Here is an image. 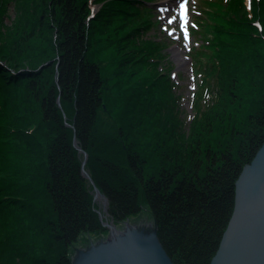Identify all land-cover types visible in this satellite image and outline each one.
<instances>
[{
    "label": "trees",
    "instance_id": "trees-1",
    "mask_svg": "<svg viewBox=\"0 0 264 264\" xmlns=\"http://www.w3.org/2000/svg\"><path fill=\"white\" fill-rule=\"evenodd\" d=\"M151 1L0 0V264H70L81 239L107 235L74 136L117 227L154 219L174 264H210L234 182L264 143V0L196 1L188 122L158 68L164 41L146 36L160 22ZM117 103L133 124L114 119Z\"/></svg>",
    "mask_w": 264,
    "mask_h": 264
},
{
    "label": "water",
    "instance_id": "water-1",
    "mask_svg": "<svg viewBox=\"0 0 264 264\" xmlns=\"http://www.w3.org/2000/svg\"><path fill=\"white\" fill-rule=\"evenodd\" d=\"M172 58L183 65L190 61L180 48H175ZM73 144L83 155L82 173L93 185V200L100 197L108 213L106 196L85 169L87 153L75 136ZM240 172L234 182L233 211L210 264H264V143ZM97 211L107 235L75 247L70 264H174L158 238L154 219L125 221L117 227L113 219L107 222L100 209Z\"/></svg>",
    "mask_w": 264,
    "mask_h": 264
},
{
    "label": "rangeland",
    "instance_id": "rangeland-1",
    "mask_svg": "<svg viewBox=\"0 0 264 264\" xmlns=\"http://www.w3.org/2000/svg\"><path fill=\"white\" fill-rule=\"evenodd\" d=\"M197 0H152L150 5L155 6L156 14L154 19H160V22L157 24V27L147 31L146 36L152 37L156 35V38L159 40H163V45L161 52L164 54V57L160 60L158 68L160 69L161 66H164L167 70V74L171 76L174 81L180 84V88L176 89V93L181 95V98L178 100L179 109L181 110V118L185 120V122L190 121L194 114L193 110V93L196 90L195 80L193 76V66L191 60V53L193 47H198L201 43V37L195 33L192 34L189 28L194 24V15L198 14L197 10ZM203 8L207 7L206 2H202ZM207 2H212L215 0H204ZM93 10H97L99 5L91 4ZM199 7V3H198ZM226 15L223 16L224 18ZM17 18V14L15 12L14 5L12 2L7 5L6 14L1 17V25L8 28L12 26L14 21ZM171 21V23H170ZM226 21V18L225 20ZM223 21V22H224ZM40 43L46 45V41H41ZM175 48H180L182 51V55L186 56L190 59L188 63H183L180 61L176 63L172 58V54L174 53ZM170 49L173 51H170ZM116 51V50H115ZM113 49H106L105 51L101 52L97 57L99 59L106 58L110 56L113 52ZM172 62L175 64L174 69L170 68ZM47 62L41 63L39 65V69L45 66ZM178 73H182L183 79L177 77ZM131 110L130 108L126 107L123 104L117 103L116 106H112L111 114L116 121L124 122L125 125L133 124L131 120ZM131 123V124H130ZM141 126H137L133 132V137L136 139L137 143L143 149L144 153L147 155L149 160V164L157 163V156L153 151V144H150L151 138L149 136H145L140 132ZM145 146V147H143ZM97 203H99L96 200ZM100 204V203H99ZM101 206V204H100ZM102 210V211H101ZM101 213L103 214V209L101 206ZM143 218V217H142ZM147 218V217H144ZM101 237V236H100ZM100 237H93L92 240L86 242L85 239H81V246H85L91 241H95ZM85 240V241H84ZM84 243V244H83ZM83 244V245H82ZM79 246V247H81Z\"/></svg>",
    "mask_w": 264,
    "mask_h": 264
},
{
    "label": "bare ground",
    "instance_id": "bare-ground-1",
    "mask_svg": "<svg viewBox=\"0 0 264 264\" xmlns=\"http://www.w3.org/2000/svg\"><path fill=\"white\" fill-rule=\"evenodd\" d=\"M97 201L101 204L102 209H103V204H104V203H103V201L101 200V198L99 197V198L97 199ZM107 214H108V213H106V211L103 210V214H102V215H103V220L109 222L110 219L108 218ZM130 222H133V221H130ZM121 226H122V225H121ZM121 226H119V227H121ZM105 236H106V235H105Z\"/></svg>",
    "mask_w": 264,
    "mask_h": 264
},
{
    "label": "snow or ice",
    "instance_id": "snow-or-ice-1",
    "mask_svg": "<svg viewBox=\"0 0 264 264\" xmlns=\"http://www.w3.org/2000/svg\"><path fill=\"white\" fill-rule=\"evenodd\" d=\"M170 23H171V21H170Z\"/></svg>",
    "mask_w": 264,
    "mask_h": 264
}]
</instances>
